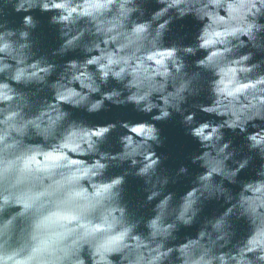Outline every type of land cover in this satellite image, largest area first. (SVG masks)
I'll use <instances>...</instances> for the list:
<instances>
[{"label": "clouds", "instance_id": "obj_1", "mask_svg": "<svg viewBox=\"0 0 264 264\" xmlns=\"http://www.w3.org/2000/svg\"><path fill=\"white\" fill-rule=\"evenodd\" d=\"M0 264H264V0H0Z\"/></svg>", "mask_w": 264, "mask_h": 264}, {"label": "water", "instance_id": "obj_2", "mask_svg": "<svg viewBox=\"0 0 264 264\" xmlns=\"http://www.w3.org/2000/svg\"><path fill=\"white\" fill-rule=\"evenodd\" d=\"M39 15V14H38ZM43 23L37 29V35L41 37V49L50 51L52 48L58 46V40L56 37V32L53 28L48 26L47 24V16L41 17ZM180 24L185 25L184 30H192L195 22L191 20V18L186 19L185 21L177 22V27ZM74 54H69L66 58H72ZM75 115H86L81 112H76ZM135 114L131 113L126 109H117L113 108L110 112H102L96 116L87 117L90 120H95L96 122H103V120H115L117 118H128L129 116H134ZM143 118V117H138ZM163 128L164 134L168 136V140L165 143V146L160 149L161 152L168 153L170 155L169 161H166V165L170 167H178L181 162L187 163L184 160V156L194 150L197 145L191 140L190 137H186L183 134V129L181 126L176 123V120L158 125ZM240 138H237V142H239ZM195 166L190 165V171H195ZM243 175V174H242ZM139 181L129 179V194L133 196V198H138L141 194L137 192V187L139 185ZM178 192H183L186 190L185 184L182 182L180 185L172 186ZM212 210V205L206 209L208 213ZM187 232H195V228L183 230ZM183 231L181 235H183Z\"/></svg>", "mask_w": 264, "mask_h": 264}]
</instances>
